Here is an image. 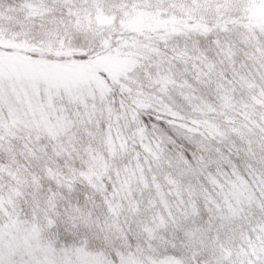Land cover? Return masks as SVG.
I'll return each instance as SVG.
<instances>
[{
    "label": "snow or ice",
    "instance_id": "snow-or-ice-1",
    "mask_svg": "<svg viewBox=\"0 0 264 264\" xmlns=\"http://www.w3.org/2000/svg\"><path fill=\"white\" fill-rule=\"evenodd\" d=\"M0 264H264V0H0Z\"/></svg>",
    "mask_w": 264,
    "mask_h": 264
}]
</instances>
